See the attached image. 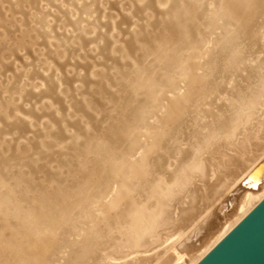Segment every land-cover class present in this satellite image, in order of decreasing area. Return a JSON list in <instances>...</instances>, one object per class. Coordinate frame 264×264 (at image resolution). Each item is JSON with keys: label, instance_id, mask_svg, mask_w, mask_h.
Returning a JSON list of instances; mask_svg holds the SVG:
<instances>
[{"label": "bare ground", "instance_id": "bare-ground-1", "mask_svg": "<svg viewBox=\"0 0 264 264\" xmlns=\"http://www.w3.org/2000/svg\"><path fill=\"white\" fill-rule=\"evenodd\" d=\"M263 161L264 0H0V264H199Z\"/></svg>", "mask_w": 264, "mask_h": 264}, {"label": "water", "instance_id": "water-1", "mask_svg": "<svg viewBox=\"0 0 264 264\" xmlns=\"http://www.w3.org/2000/svg\"><path fill=\"white\" fill-rule=\"evenodd\" d=\"M199 264H264V200Z\"/></svg>", "mask_w": 264, "mask_h": 264}]
</instances>
